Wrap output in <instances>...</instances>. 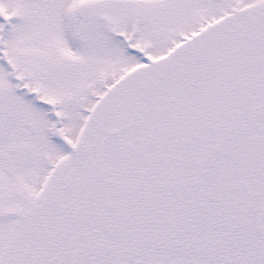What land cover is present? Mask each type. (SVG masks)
Masks as SVG:
<instances>
[{
	"label": "snow or ice",
	"instance_id": "snow-or-ice-1",
	"mask_svg": "<svg viewBox=\"0 0 264 264\" xmlns=\"http://www.w3.org/2000/svg\"><path fill=\"white\" fill-rule=\"evenodd\" d=\"M0 264H264V0H0Z\"/></svg>",
	"mask_w": 264,
	"mask_h": 264
}]
</instances>
